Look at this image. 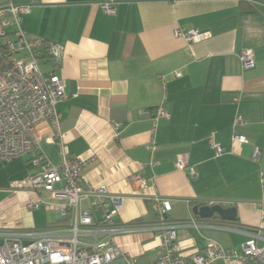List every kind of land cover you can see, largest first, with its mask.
<instances>
[{
	"label": "crops",
	"instance_id": "crops-1",
	"mask_svg": "<svg viewBox=\"0 0 264 264\" xmlns=\"http://www.w3.org/2000/svg\"><path fill=\"white\" fill-rule=\"evenodd\" d=\"M103 1L0 0V7L29 4L22 28L64 47L60 66L40 61L42 71L64 80L66 95L57 104L61 137L42 140L40 150L53 163L63 151L88 159L84 180L123 195L116 216L122 224H154L153 195L170 201L169 221L201 222L198 230L176 229L187 259L209 240L239 249L249 238L246 230L264 243V214L256 205L264 199V0H115L113 14L103 11ZM176 27L211 37L189 43L173 35ZM245 48L253 50L255 66L243 70L238 55ZM160 105L169 117L154 126ZM238 115L241 122L234 125ZM234 132L246 142L233 141ZM212 144L224 152L216 155ZM254 148L257 161L251 159ZM179 154L184 169L175 165ZM15 161L17 172L0 178V228L61 225L57 212L26 206L47 195L18 186L33 169L28 156L5 163ZM211 203L235 206L236 220L193 215L194 205ZM115 241L124 260L157 264V234L139 230Z\"/></svg>",
	"mask_w": 264,
	"mask_h": 264
},
{
	"label": "built area",
	"instance_id": "built-area-1",
	"mask_svg": "<svg viewBox=\"0 0 264 264\" xmlns=\"http://www.w3.org/2000/svg\"><path fill=\"white\" fill-rule=\"evenodd\" d=\"M101 8L105 13L113 14L115 0L103 1ZM29 11L27 3L0 7V162L29 157L33 170L18 186L47 197L39 196L26 206L39 208L43 205L45 210L57 212L61 225L44 229L0 228V264H107L124 260L125 253L115 237L139 230L157 234V264H216L219 260L223 264H264V243L253 230L245 231L249 238L239 249L225 248L209 240L187 259L177 242L176 229L184 226L198 230L202 227L201 222L194 217L176 223L169 221L170 201L153 195L152 210L157 215L154 224H122L116 216L123 206V195L111 192L105 184L84 180L82 169L88 159L72 157L64 151L58 163L47 158L40 150V143L61 137L57 104L66 98L65 82L55 73L42 71L39 63L47 60L60 66L64 47L41 37H32L22 28L23 15ZM173 35L189 43L211 37L209 31L184 27H176ZM238 56L243 70L255 66L252 49H242ZM175 75L180 76V73ZM168 117L167 109L158 106L153 113L154 126L160 118ZM240 122L238 115L234 125ZM232 140L246 142L243 135L235 132ZM212 146L216 155L224 152L218 144ZM148 148L155 149L154 143ZM258 154V149L254 148L251 159L257 161ZM175 165L178 169L186 167L183 155H177ZM191 173L194 175L193 171ZM260 182L264 183L263 172ZM256 205L264 214V199ZM206 226L214 227L208 223ZM217 227L237 229L226 225ZM123 264L138 263L129 256Z\"/></svg>",
	"mask_w": 264,
	"mask_h": 264
},
{
	"label": "water",
	"instance_id": "water-1",
	"mask_svg": "<svg viewBox=\"0 0 264 264\" xmlns=\"http://www.w3.org/2000/svg\"><path fill=\"white\" fill-rule=\"evenodd\" d=\"M192 213L200 219H210L215 216L222 221L233 222L236 220L237 209L235 206L223 207L219 203L196 204L192 207Z\"/></svg>",
	"mask_w": 264,
	"mask_h": 264
},
{
	"label": "rangeland",
	"instance_id": "rangeland-1",
	"mask_svg": "<svg viewBox=\"0 0 264 264\" xmlns=\"http://www.w3.org/2000/svg\"><path fill=\"white\" fill-rule=\"evenodd\" d=\"M39 65H40V63H39ZM41 68L43 70L44 67L41 65ZM20 162H22V167L27 164L26 162H23V161H20ZM19 167L20 166H19V164L16 163V161H15V163H2V162H0V178H2V177L5 178L6 173H8V170H13L14 172H17ZM48 219H50V221H53V219H54L53 212H48ZM134 224H136V223H134ZM107 264H117V262L112 261V262L107 263Z\"/></svg>",
	"mask_w": 264,
	"mask_h": 264
},
{
	"label": "trees",
	"instance_id": "trees-1",
	"mask_svg": "<svg viewBox=\"0 0 264 264\" xmlns=\"http://www.w3.org/2000/svg\"><path fill=\"white\" fill-rule=\"evenodd\" d=\"M140 221V220H139Z\"/></svg>",
	"mask_w": 264,
	"mask_h": 264
}]
</instances>
